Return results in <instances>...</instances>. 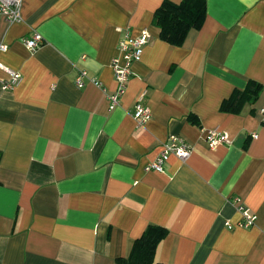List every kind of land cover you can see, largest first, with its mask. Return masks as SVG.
I'll return each mask as SVG.
<instances>
[{"label": "crops", "instance_id": "obj_1", "mask_svg": "<svg viewBox=\"0 0 264 264\" xmlns=\"http://www.w3.org/2000/svg\"><path fill=\"white\" fill-rule=\"evenodd\" d=\"M161 2L21 0L20 20L0 15V64L22 75L3 89L0 66V264H119L148 224L167 229L156 263L264 264V0H206L179 46L153 23ZM141 29L150 40L110 109L118 40ZM33 32L43 42L30 50L21 39ZM249 79L262 84L257 100L220 110ZM140 97L144 124L131 114ZM209 128L232 142L210 147ZM170 135L190 156L145 171ZM232 196L253 225H237Z\"/></svg>", "mask_w": 264, "mask_h": 264}, {"label": "built area", "instance_id": "obj_2", "mask_svg": "<svg viewBox=\"0 0 264 264\" xmlns=\"http://www.w3.org/2000/svg\"><path fill=\"white\" fill-rule=\"evenodd\" d=\"M21 0H0V15L4 16L8 21H18L21 19L20 15ZM22 42L30 50L38 48L43 40L38 32H33L29 36L22 37ZM150 40V33L147 29H141L136 34H125L118 40V53L110 61V66L113 73L115 86L113 90L108 91L107 98L109 108H114L120 104L123 96L128 87V81L133 74L132 65L141 59L143 49ZM7 45L0 43V50L7 49ZM1 67L7 72L8 78L3 80L1 85L3 89H12L21 80V73L8 66ZM87 74L85 70H79L74 81L78 87L86 84ZM93 84L100 85L97 79H89ZM260 114L264 118V107L260 108ZM132 117L138 124H144L151 117V110L148 105L142 102L141 97L138 98L131 112ZM204 130V129H203ZM252 133V137H256ZM204 139L210 147H215L219 144H230L232 139L229 134L218 128H209L204 130ZM192 152V146L183 137L179 135H170L163 143L159 153L151 161L147 162L144 166L145 171L153 170L157 172L164 171V166L168 158L173 155L180 161H185ZM232 201L240 212V219L237 225L248 227L253 225L256 216L248 209L243 203L240 196H232ZM225 225L232 228L234 224L226 220Z\"/></svg>", "mask_w": 264, "mask_h": 264}, {"label": "trees", "instance_id": "obj_3", "mask_svg": "<svg viewBox=\"0 0 264 264\" xmlns=\"http://www.w3.org/2000/svg\"><path fill=\"white\" fill-rule=\"evenodd\" d=\"M206 16V0H162L153 14V23L159 27L160 37L173 45H181L191 29L202 27ZM262 84L256 80H247L241 89L234 88L225 98L220 110L238 113L246 103L257 100ZM196 123L193 116H189ZM167 229L163 226L148 224L142 234L132 244L127 257L116 258L119 264H160L154 260L158 243L166 236Z\"/></svg>", "mask_w": 264, "mask_h": 264}]
</instances>
